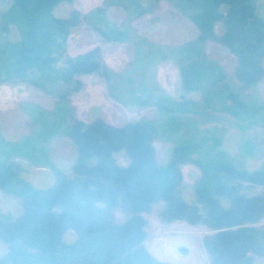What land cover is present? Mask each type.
<instances>
[{"label": "trees", "instance_id": "1", "mask_svg": "<svg viewBox=\"0 0 264 264\" xmlns=\"http://www.w3.org/2000/svg\"><path fill=\"white\" fill-rule=\"evenodd\" d=\"M71 1L11 0L0 14V34L11 28L18 34L16 40L0 39V84H28L56 98L52 111L30 108L39 127L33 134L17 142L0 138V190L22 207L16 216L0 212V241L7 246L0 264H170L145 244V214L159 204L161 222L185 221L212 231L203 237L210 264H259L264 163L252 170L246 162L264 156V138L251 133L264 131V102L229 83L223 67L207 57L206 44L216 42L237 59L235 78L242 88L257 87L264 78V0H167L198 30L193 40L156 50L177 63L181 94L143 97L133 90L126 101L153 106L155 117L124 125L74 119L70 98L83 87L81 75H99L111 94L119 95L99 47L67 56L68 38L84 16L74 11L64 18L54 10ZM158 2L110 0L128 7V22L154 13ZM105 10H93L88 25L107 42L129 41L131 28L113 25ZM60 83L64 90L59 91ZM222 116L242 134L236 155L224 146ZM58 136L76 147L70 174L49 157L48 144ZM156 139L171 143L164 162L157 160ZM119 152L128 165L118 163ZM17 159L50 167L55 183L47 189L34 186L22 177ZM185 164L200 170L192 200L183 194ZM256 187L263 189L251 192ZM117 211L123 219H117ZM69 231L76 234L72 242L65 240Z\"/></svg>", "mask_w": 264, "mask_h": 264}, {"label": "rangeland", "instance_id": "2", "mask_svg": "<svg viewBox=\"0 0 264 264\" xmlns=\"http://www.w3.org/2000/svg\"><path fill=\"white\" fill-rule=\"evenodd\" d=\"M140 1L145 3L150 0ZM10 6L11 0H0V14L8 10ZM99 7L106 8L104 11L106 18L113 25L131 28L132 34L129 41L107 42L88 25L89 14ZM74 11L84 16V21L73 29L68 38L67 56L73 58L99 47L105 65L114 75L112 83L116 85V88L113 91L119 95L113 96L108 82L99 75H81L79 79L83 87L70 98V107L73 109L75 120L89 123L96 118H101L114 125H124L129 121L142 118L151 119L156 113L153 106H139L126 101V98L134 92L133 90L143 97L149 92L154 96L161 94L174 98L181 94L182 79L177 63L171 56L161 58L156 50L163 48L169 50L193 40L197 37L198 30L169 1L159 0L154 13L129 22L128 7L110 3V0H72L58 5L54 13L67 18ZM17 37V31L12 28L9 34H0V39L16 40ZM141 48L142 52L139 55L138 49ZM206 55L223 67L229 83L244 94H254L264 102V78L257 87L244 89L235 78L237 59L226 48L216 42H208ZM59 89V91L64 90L65 86L60 83ZM32 106H41L47 111H52L56 106V98L28 84L1 83L0 138L17 142L37 131L39 127L36 126L30 114ZM218 124L224 131L225 148L236 155L242 134L234 126L230 117H223ZM251 133H258L264 138L263 130L257 129ZM154 145L157 160L164 162L169 154L171 143L156 139ZM48 151L51 163L70 174L77 155L72 141L65 136L55 137L49 142ZM115 157L120 165L129 164V159L124 152L117 153ZM263 163L264 156L250 158L246 166L253 170ZM15 165L22 177L38 188L47 189L55 183V175L50 167L34 165L19 159L15 161ZM182 172L183 194L187 199L192 200V187L200 175V170L193 164H185L182 166ZM262 189V187H256L251 192H260ZM162 208L163 204L156 205L145 214L148 221V237L145 244L149 252L157 259L170 264H210L203 245V237L212 231L204 225H190L185 221L163 223L157 215ZM0 212L16 216L21 214L22 207L18 200L0 190ZM116 216L117 219H123L125 215L117 211ZM261 224H264V219L257 225ZM75 238L76 234L73 231L65 235L67 242H72ZM182 248L187 249L188 252L182 253ZM6 251L7 246L0 241V258ZM259 264H264V258L260 259Z\"/></svg>", "mask_w": 264, "mask_h": 264}, {"label": "water", "instance_id": "3", "mask_svg": "<svg viewBox=\"0 0 264 264\" xmlns=\"http://www.w3.org/2000/svg\"><path fill=\"white\" fill-rule=\"evenodd\" d=\"M181 252H182V253H187V252H188V250H187V249H185V248H182V249H181Z\"/></svg>", "mask_w": 264, "mask_h": 264}]
</instances>
